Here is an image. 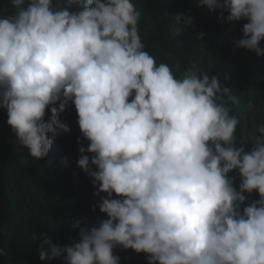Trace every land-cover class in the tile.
<instances>
[{
    "label": "clouds",
    "instance_id": "clouds-1",
    "mask_svg": "<svg viewBox=\"0 0 264 264\" xmlns=\"http://www.w3.org/2000/svg\"><path fill=\"white\" fill-rule=\"evenodd\" d=\"M10 4L12 14L0 17L7 124L41 160L49 133H70L61 114L74 104L89 142L77 165L98 186L94 195L107 194L98 207L108 219L90 227L78 220L79 242L42 247L40 259L120 264V246L147 254V264H264V123L250 149L238 143V97L215 75L190 68L177 77L157 64L133 0H64L60 10L59 0ZM218 6L228 21H248L236 46L264 56V0H198ZM192 24L182 13L171 28L179 35ZM237 171L239 190L230 175ZM254 192L260 198L246 204Z\"/></svg>",
    "mask_w": 264,
    "mask_h": 264
},
{
    "label": "trees",
    "instance_id": "trees-1",
    "mask_svg": "<svg viewBox=\"0 0 264 264\" xmlns=\"http://www.w3.org/2000/svg\"><path fill=\"white\" fill-rule=\"evenodd\" d=\"M133 2L142 13L139 29L145 51L157 64H168L177 77L190 68L207 72L210 77L215 75L238 97L239 104L233 109L241 121L238 143L242 141L250 149L257 126L264 123V56L235 44L243 38V25L248 21H228V12L222 6L211 11L198 7V0ZM12 12L10 0H0V14ZM182 13L191 16L193 24L175 35L171 25ZM260 47L264 48V41ZM249 101L253 104L251 110L247 108ZM50 116L49 108L46 119ZM7 119V110L0 108V242L5 237L0 264H64L63 256L42 261L41 248L49 250L51 245L66 247L79 242V229L72 227L78 220L90 227L108 219L98 207L101 196L107 194L94 195L98 186L94 187L93 179L77 165L79 148H87L89 142L82 137L75 106L70 103L61 114L70 133H49L52 147L41 160H35L27 148L18 145ZM78 138L83 140L82 145ZM230 175L235 177L239 190L238 171ZM245 195L246 204L260 198L257 192ZM45 239L51 244H44ZM114 254L120 257V264H147V254L132 249L117 246Z\"/></svg>",
    "mask_w": 264,
    "mask_h": 264
},
{
    "label": "water",
    "instance_id": "water-1",
    "mask_svg": "<svg viewBox=\"0 0 264 264\" xmlns=\"http://www.w3.org/2000/svg\"><path fill=\"white\" fill-rule=\"evenodd\" d=\"M63 6H64V0H59V7L57 10H60V8H62ZM69 10L75 12V11H79L80 9L78 7H73L72 9H69ZM5 15H7V14H0V17L5 16ZM3 227H4V232H6L4 224H3ZM4 238L5 237H3L1 239L0 248H1V245H2Z\"/></svg>",
    "mask_w": 264,
    "mask_h": 264
},
{
    "label": "rangeland",
    "instance_id": "rangeland-1",
    "mask_svg": "<svg viewBox=\"0 0 264 264\" xmlns=\"http://www.w3.org/2000/svg\"><path fill=\"white\" fill-rule=\"evenodd\" d=\"M145 34V33H144Z\"/></svg>",
    "mask_w": 264,
    "mask_h": 264
}]
</instances>
